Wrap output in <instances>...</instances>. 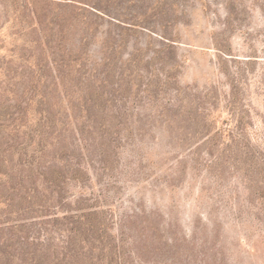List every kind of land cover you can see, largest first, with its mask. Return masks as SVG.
<instances>
[{"label":"rangeland","instance_id":"1","mask_svg":"<svg viewBox=\"0 0 264 264\" xmlns=\"http://www.w3.org/2000/svg\"><path fill=\"white\" fill-rule=\"evenodd\" d=\"M80 1L0 0V104L31 86L74 87L77 104L123 121L108 168L95 159L72 189L94 196L84 204L102 225L94 261L85 247L80 262L264 264V0H91L157 31L178 22L171 50ZM30 242L41 263L17 242L0 264H58Z\"/></svg>","mask_w":264,"mask_h":264},{"label":"trees","instance_id":"2","mask_svg":"<svg viewBox=\"0 0 264 264\" xmlns=\"http://www.w3.org/2000/svg\"><path fill=\"white\" fill-rule=\"evenodd\" d=\"M44 1L68 5L80 0ZM82 1L87 4L83 7L94 16L108 18L128 30L146 31L169 45L170 50L179 44V36L173 30L178 22L167 20L157 31L147 25L120 20L108 11L109 4L102 7L99 2ZM165 5L168 15L173 3L166 1ZM260 8L264 7L261 5ZM228 26L230 28L226 23ZM132 60L131 55L129 61ZM52 92L60 97L58 103L54 101V95L50 96ZM72 93H76L74 87L31 86L23 91L21 99L7 98L0 104V260L2 252L10 253L11 245L20 242L24 253L30 255V262L41 263L42 254L26 249L30 241L33 246L37 241L42 242L45 249L54 248V252L46 254L58 264H84L79 258L85 247L90 248V259L94 261L96 243L90 235L99 231L102 225L95 222L96 207L84 203L95 198L78 197L72 194V189L76 186L84 188L91 180L92 175L87 171L95 167V159H100L99 163L110 161L120 143L123 121L117 122L115 128L111 120L97 115V105L83 107L85 103L77 104ZM81 107L87 113L82 112ZM101 165L108 168V163ZM74 196L76 205H73ZM58 211H63V215ZM46 216L49 217L44 219ZM45 231L51 238L42 239ZM23 233L25 235L21 237L15 236ZM53 233H60V243L56 242ZM82 235L84 238L79 243L76 238Z\"/></svg>","mask_w":264,"mask_h":264}]
</instances>
